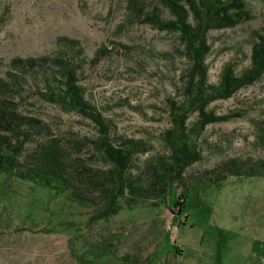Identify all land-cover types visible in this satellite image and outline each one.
<instances>
[{"label": "rangeland", "instance_id": "1", "mask_svg": "<svg viewBox=\"0 0 264 264\" xmlns=\"http://www.w3.org/2000/svg\"><path fill=\"white\" fill-rule=\"evenodd\" d=\"M126 1L0 0V81L13 86L11 62L53 56L62 37L79 41L89 61L100 52L98 62L82 70L80 85L110 123L113 137L142 140L150 147L139 156L142 163L171 155L164 140L173 126L169 100L183 101L182 75L189 63L178 34L130 19ZM245 1L253 19L209 33L207 64L213 86H219L226 66L241 75L251 65L254 33L263 27L264 0ZM148 4L161 9L163 20L172 19L157 0ZM13 76L22 77L16 71ZM25 77L24 112L46 122L55 136L85 141L89 146L84 155L92 157L91 165L108 167L90 144L99 135L98 127L45 102L43 77L34 72ZM209 111L229 119L207 126L199 139L203 160L185 173L191 190L204 171L223 161L264 159L256 128L264 123V75L233 98L214 102ZM196 120L195 114L189 125ZM155 202L149 199L132 209L124 205L110 220L92 223L91 209L0 176V264H84L103 255L113 258L101 264H131L119 260L127 256L139 258L140 264H264V178H230L208 189L189 201L188 214L178 226L172 222L177 208ZM168 234L177 247L172 254L163 253ZM156 253L162 255L149 262Z\"/></svg>", "mask_w": 264, "mask_h": 264}, {"label": "trees", "instance_id": "2", "mask_svg": "<svg viewBox=\"0 0 264 264\" xmlns=\"http://www.w3.org/2000/svg\"><path fill=\"white\" fill-rule=\"evenodd\" d=\"M149 1L127 0L129 18L178 34L181 53L189 63L182 75L183 101L169 100L173 126L165 133L164 140L171 155L153 156L141 163L139 156L151 151L144 141L113 137L110 123L87 99L80 85L82 70L90 62L96 64L100 52L89 61L79 41L62 37L58 39L59 50L53 56L15 58L8 74L13 86L0 81V176L6 182L28 183L55 199L64 197L78 207L89 208L92 223L110 220L124 205L132 209L153 199L154 205L177 208L172 222L178 226L181 216L188 214L189 201L208 189L220 187L230 178H264V159L251 158L226 160L204 171L194 190L185 178L186 171L203 160L198 142L207 126L229 119L209 111L211 104L233 98L264 75V17L262 29L254 33L250 67L237 75L234 66H226L219 86H213L209 84L207 64L212 50L209 33L233 29L253 19L246 1L157 0L172 14L171 20H163L161 9L151 8ZM14 71L20 72L23 78L15 79ZM28 72L44 78L45 92L41 97L45 102L65 112L78 113L98 127L99 135L90 144L108 167L91 165L92 157L84 155L89 146L85 141L55 136L46 122L24 112L22 81ZM195 114L197 120L189 125V119ZM256 128L257 141L264 147V123H258ZM169 240L168 234L164 254H172L177 249ZM161 253L151 256L149 262L160 258ZM111 258L112 255H103L81 263L101 264ZM119 260L131 264L141 262L132 256Z\"/></svg>", "mask_w": 264, "mask_h": 264}]
</instances>
